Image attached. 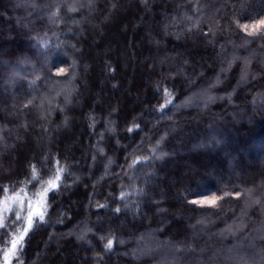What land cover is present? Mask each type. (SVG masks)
<instances>
[{
    "label": "trees",
    "instance_id": "trees-1",
    "mask_svg": "<svg viewBox=\"0 0 264 264\" xmlns=\"http://www.w3.org/2000/svg\"><path fill=\"white\" fill-rule=\"evenodd\" d=\"M261 18L264 0H0V200L65 169L0 264H160L168 245V264H264V38L238 26Z\"/></svg>",
    "mask_w": 264,
    "mask_h": 264
},
{
    "label": "snow or ice",
    "instance_id": "snow-or-ice-1",
    "mask_svg": "<svg viewBox=\"0 0 264 264\" xmlns=\"http://www.w3.org/2000/svg\"><path fill=\"white\" fill-rule=\"evenodd\" d=\"M74 10V9H73ZM55 15V14H54ZM242 31H247L249 28L252 31L248 32V35H260L261 38H264V32H261L260 29L264 27V18H261L258 21H253L251 24H239L238 25ZM65 69L60 68L59 72L63 73ZM131 132L132 129H129ZM64 168H58L55 179L42 181L39 179L36 169L33 168L31 183L33 186L35 183L40 182L42 185V190L37 192V196L39 200L36 201L37 205L40 207V211H37L35 207H33V201L31 198L27 199V207L25 208V198L21 197L19 194L14 196H8L10 189L5 186L3 187L2 191L4 193V200H0V242L11 243V250L12 254H19L23 247L25 238L30 234L39 229V227L46 223L45 216L48 212V208L51 206L48 203V195L49 194H57L58 189L61 186L57 182L61 181V173L64 172ZM46 184L47 186H43ZM21 193H24L25 190L21 189ZM26 195V193H25ZM125 193H121V198H123ZM227 195V193H225ZM220 199V197L216 196L215 194L212 195H204L201 196L199 200L192 199L190 203L194 205L203 206L205 204H215L216 201ZM11 201V203H9ZM19 205V210H16V205ZM101 208L104 207L103 205L100 206ZM117 212L120 210L117 209ZM24 212H27V216L23 215ZM14 215L15 219H12ZM26 220V226L22 229L15 227V225L19 224L21 221ZM11 230V231H10ZM83 239V236L79 237ZM112 240H109L108 243L105 245L106 249L112 248ZM9 253L5 252V261H7Z\"/></svg>",
    "mask_w": 264,
    "mask_h": 264
},
{
    "label": "rangeland",
    "instance_id": "rangeland-1",
    "mask_svg": "<svg viewBox=\"0 0 264 264\" xmlns=\"http://www.w3.org/2000/svg\"><path fill=\"white\" fill-rule=\"evenodd\" d=\"M262 103L264 104V101ZM36 144H38V142H36L35 145ZM89 171H90V169H89ZM83 176H86V175H83ZM4 199L5 198H2L1 200H4ZM31 200L33 201V207H35L37 211H40L41 209L36 203V201L39 200V197L36 195L34 198H31ZM9 203H11V201H9ZM26 207H27V201L25 203V208ZM16 210H19L18 204L16 205ZM23 215H25V217H26L27 212H24ZM24 222L26 225V220ZM160 246H162V245L159 243L158 239L155 236L149 235V236H146L144 239L136 240L135 252L138 254V257H142V256H146V255L156 251V249H158ZM11 253L7 257V262L9 261V259H12ZM165 255L167 256V258L164 259L165 261L164 260L160 261V264H168V263H171L172 261L178 260V258H175V249L171 245H168L166 247Z\"/></svg>",
    "mask_w": 264,
    "mask_h": 264
}]
</instances>
